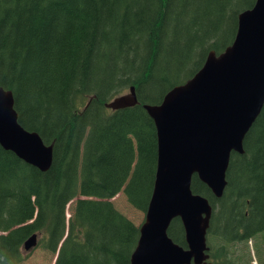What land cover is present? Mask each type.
<instances>
[{
	"label": "trees",
	"instance_id": "1",
	"mask_svg": "<svg viewBox=\"0 0 264 264\" xmlns=\"http://www.w3.org/2000/svg\"><path fill=\"white\" fill-rule=\"evenodd\" d=\"M24 1L0 0V87L12 91L16 100L22 95L34 115L27 124L19 113L20 125L39 133L47 145H55L54 160L50 171L41 173L0 146V202L19 201L30 208L31 197L39 195L42 213L54 218L62 207L58 197L77 175L64 169L62 160L56 166V158L66 160L73 154L75 139L91 132L95 154L108 147L103 158L110 166L100 173L120 181L122 148V157L131 164L133 160V145L126 140L130 131L138 137V166L143 167L131 180L138 178L140 192L152 182L148 205L156 175L157 135L143 105L162 104L166 94L203 68L211 51L221 55L231 46L238 33V17L257 0H119L116 14L107 17H99L93 0L87 1V10L78 12L77 0H34L24 16ZM17 16L20 20L8 27ZM135 16L139 19L133 22ZM63 39L67 52L52 62L50 49ZM50 62L60 77L48 89ZM81 68L87 73L73 77ZM5 69L13 76L3 81ZM65 78L69 93L64 98L60 80ZM132 86L140 104L109 112L106 104ZM105 126L108 132L102 133ZM244 150L243 155L231 156L221 199L214 198L197 176L193 178V192L207 198L214 209L207 240L216 264H250L240 253L242 245L247 250L250 240L264 237V107L245 138ZM49 172L56 173L55 180L41 178ZM85 208L76 223L84 230L75 232L74 226L61 249L67 264H131L140 228L112 204ZM183 228L181 220L175 219L169 235L185 247ZM35 232L25 234L22 242Z\"/></svg>",
	"mask_w": 264,
	"mask_h": 264
},
{
	"label": "water",
	"instance_id": "2",
	"mask_svg": "<svg viewBox=\"0 0 264 264\" xmlns=\"http://www.w3.org/2000/svg\"><path fill=\"white\" fill-rule=\"evenodd\" d=\"M237 36L221 55L212 51L201 70L175 87L160 105H144L157 135V168L146 219L131 264H212L207 234L213 206L192 189L194 176L221 199L232 153L244 141L264 107V0L240 14ZM12 91L0 87V146L41 173L53 166L55 145L19 123ZM136 88L106 105L114 111L139 105ZM183 223L187 248L169 235ZM38 245L32 234L24 247Z\"/></svg>",
	"mask_w": 264,
	"mask_h": 264
},
{
	"label": "rangeland",
	"instance_id": "3",
	"mask_svg": "<svg viewBox=\"0 0 264 264\" xmlns=\"http://www.w3.org/2000/svg\"><path fill=\"white\" fill-rule=\"evenodd\" d=\"M88 0H77L75 2V10H87L88 9ZM119 0H93L98 5V15L99 17H107L116 14L117 5ZM24 4L26 5L25 10L21 13L24 15L26 11L34 4V0H25ZM19 14V15H21ZM25 16V15H24ZM14 19V20H13ZM10 22V27L13 25V21H19L20 16L13 18ZM132 21H137V16L134 18L131 17ZM7 27V28H8ZM9 29H6L5 32L8 34ZM1 34V33H0ZM55 46L50 49L52 52L53 61L55 62L60 57L65 56L67 49L64 45V39L58 40ZM61 41V42H60ZM16 50L23 49L21 47L15 48ZM28 50V49H27ZM26 55H29V52L26 50L23 51ZM51 63V62H50ZM49 73L46 74L45 85L48 89L52 88V84L59 80V73L57 74V68L54 66V63H51ZM87 73L83 68L78 72L76 71L73 77L77 75H85ZM13 76L10 70L5 69L3 81ZM68 78L65 80H60L62 87L66 91L63 95L65 98L69 93ZM127 91H125L126 93ZM124 94V93H123ZM17 106L19 112L22 116L24 123H29L33 119L34 113L31 112L28 107L22 101V95H17ZM83 107V104L81 105ZM109 112H112L109 110ZM111 114V113H110ZM140 115V114H139ZM137 116V115H136ZM116 124V123H115ZM114 124V125H115ZM106 127V126H105ZM116 128V125H115ZM108 132V128L103 129ZM116 131V130H114ZM91 132L84 134L83 138H77L74 141L73 154H69L66 160L56 158V166L63 161L64 169L69 170V172L77 173L75 181L71 184L70 188H66L63 194L58 197L59 203H62V207L54 218L51 216L47 217V214L42 213V208L39 203H37V198L34 195L31 197L32 204L30 208L20 203L19 201H14L11 204H4L0 202V264H67V259L64 254H61V249L65 245L67 238L70 235L71 230L75 226V232H80L84 230L83 227L77 225L76 223L81 221L85 213V207L92 204H101L107 203L112 204L118 211L124 214L127 219H130L137 226H141L145 222L146 210H147V198L149 188L152 186V182L148 181V185L143 191H139L138 186L140 183L137 181L131 180L135 173H139L143 167L138 166L139 163V140L136 135L127 132L126 140L131 141L133 145V155L132 164L124 156V149L119 152V157H121V163L118 164L120 170L118 176L120 181H115L113 178H106L100 173V169L108 164L109 160L103 158L106 154L105 148L107 146H102L103 151H100L95 154L94 149L90 143ZM90 139V140H89ZM87 149V153H86ZM144 154H142V161L144 165ZM148 158V157H147ZM92 168H96V172L91 171ZM153 170V169H152ZM96 173V175L94 174ZM49 178L50 181L55 180L56 173L49 172L47 175H43L41 178ZM142 183V182H141ZM139 193V194H138ZM140 194H142L140 196ZM39 199V198H38ZM79 220V221H78ZM36 230L38 235V245L34 249L27 251L23 248V239L29 232ZM262 236L254 237L249 243V250L242 245L240 253L244 254V257L250 264H264V243L261 238ZM19 245H21L19 247ZM244 247V248H243Z\"/></svg>",
	"mask_w": 264,
	"mask_h": 264
},
{
	"label": "flooded vegetation",
	"instance_id": "4",
	"mask_svg": "<svg viewBox=\"0 0 264 264\" xmlns=\"http://www.w3.org/2000/svg\"><path fill=\"white\" fill-rule=\"evenodd\" d=\"M221 261H222V260L220 259L219 262L221 263ZM216 262H218V261L215 260V258L212 256L211 252L209 251V259L206 261V263H213V264H216ZM192 264H195L194 261H193Z\"/></svg>",
	"mask_w": 264,
	"mask_h": 264
}]
</instances>
